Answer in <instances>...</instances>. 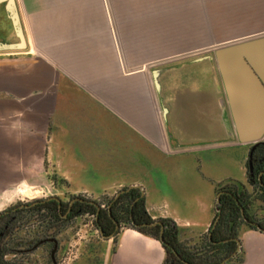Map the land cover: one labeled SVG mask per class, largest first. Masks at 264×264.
Instances as JSON below:
<instances>
[{"label": "crops", "instance_id": "1", "mask_svg": "<svg viewBox=\"0 0 264 264\" xmlns=\"http://www.w3.org/2000/svg\"><path fill=\"white\" fill-rule=\"evenodd\" d=\"M10 2L0 200L49 183L92 199L139 188L154 221L202 240L220 190L249 184L264 142V0ZM108 240L107 264L165 262L161 242L134 229ZM239 241L227 264H264V232L243 225Z\"/></svg>", "mask_w": 264, "mask_h": 264}, {"label": "trees", "instance_id": "2", "mask_svg": "<svg viewBox=\"0 0 264 264\" xmlns=\"http://www.w3.org/2000/svg\"><path fill=\"white\" fill-rule=\"evenodd\" d=\"M253 164V173L249 168V184L257 186L263 192L264 200V142L255 146L249 161ZM236 187H225L220 190L217 217L202 243L208 248L205 252L192 248L178 239V228L170 220L154 221L147 212L145 198L139 188L124 189L123 193L113 198L107 209H101L92 201L76 196L75 205L64 204L57 199L39 201L32 208L40 215L45 214L51 220L73 219L78 215H94L96 225L105 239L120 234L121 226L130 228L150 236L161 242L166 251L164 264H222L239 259V231L243 225L253 230L264 232V224L257 223L248 212V201ZM32 206V205H30ZM33 207V206H32ZM242 210L248 223L245 221ZM19 213L18 207H11L0 214V264H9L6 256L10 253L7 241L12 235L13 226ZM159 222L160 225L153 226ZM163 232V242L160 239ZM215 251L216 257L211 259L209 250Z\"/></svg>", "mask_w": 264, "mask_h": 264}, {"label": "rangeland", "instance_id": "3", "mask_svg": "<svg viewBox=\"0 0 264 264\" xmlns=\"http://www.w3.org/2000/svg\"><path fill=\"white\" fill-rule=\"evenodd\" d=\"M10 1L0 0L2 9L7 8L9 12ZM12 6L14 10V5ZM235 190L244 194L248 201V212L255 222L264 224L262 190L251 184L236 187ZM76 196L88 199L105 210L109 202L116 197L92 199L85 194L73 195L66 191L64 185L57 183L33 188L18 187L2 197L0 214L11 207H18L19 211L12 235L7 241L10 253L7 254L6 260L9 264H107L112 244L101 236L94 215H78L71 220L65 215L64 220L54 221L32 209L39 201L57 199L68 204ZM125 229L132 228L123 225L120 233ZM191 247L203 252L207 250L204 248H208L202 240ZM207 255L211 259L216 257L212 249Z\"/></svg>", "mask_w": 264, "mask_h": 264}, {"label": "water", "instance_id": "4", "mask_svg": "<svg viewBox=\"0 0 264 264\" xmlns=\"http://www.w3.org/2000/svg\"><path fill=\"white\" fill-rule=\"evenodd\" d=\"M254 149H255V146L252 148L251 154H252V152L254 151ZM251 154H250V156H251ZM249 168H250L251 173H253V164H252V161H251V160L249 161ZM123 192H124V191H121L120 193H118V195H117L116 197H118V196H119L120 194H122ZM242 213H243V216H244V218H245V221L248 223L249 220L246 218V216H245V214H244V210H242ZM155 225H160V223H159V222L154 223L153 226H155ZM160 239H161V241L163 242V232L161 233ZM222 264H227V261L223 262Z\"/></svg>", "mask_w": 264, "mask_h": 264}, {"label": "flooded vegetation", "instance_id": "5", "mask_svg": "<svg viewBox=\"0 0 264 264\" xmlns=\"http://www.w3.org/2000/svg\"><path fill=\"white\" fill-rule=\"evenodd\" d=\"M79 201V199H76V198H72V200H71V202L70 203H68V204H70V206H73V205H75V203H77Z\"/></svg>", "mask_w": 264, "mask_h": 264}]
</instances>
